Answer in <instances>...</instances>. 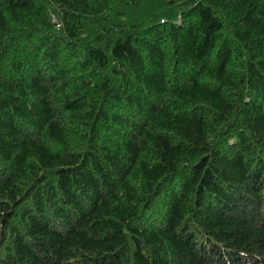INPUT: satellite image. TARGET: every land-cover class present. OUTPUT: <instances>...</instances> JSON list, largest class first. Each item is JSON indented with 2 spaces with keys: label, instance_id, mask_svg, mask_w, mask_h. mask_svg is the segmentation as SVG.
Instances as JSON below:
<instances>
[{
  "label": "trees",
  "instance_id": "16d2710c",
  "mask_svg": "<svg viewBox=\"0 0 264 264\" xmlns=\"http://www.w3.org/2000/svg\"><path fill=\"white\" fill-rule=\"evenodd\" d=\"M0 264H264V0H0Z\"/></svg>",
  "mask_w": 264,
  "mask_h": 264
},
{
  "label": "water",
  "instance_id": "95a60500",
  "mask_svg": "<svg viewBox=\"0 0 264 264\" xmlns=\"http://www.w3.org/2000/svg\"><path fill=\"white\" fill-rule=\"evenodd\" d=\"M56 25H58V24L56 23Z\"/></svg>",
  "mask_w": 264,
  "mask_h": 264
}]
</instances>
